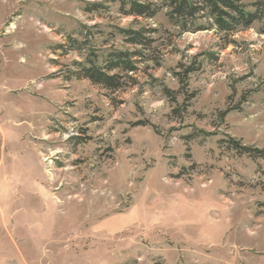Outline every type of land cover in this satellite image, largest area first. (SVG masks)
Masks as SVG:
<instances>
[{
    "label": "rangeland",
    "instance_id": "obj_1",
    "mask_svg": "<svg viewBox=\"0 0 264 264\" xmlns=\"http://www.w3.org/2000/svg\"><path fill=\"white\" fill-rule=\"evenodd\" d=\"M240 1L263 15L224 34L107 0H0V264H264V156L227 142L264 149V0ZM113 27L153 39L117 91L57 49H142Z\"/></svg>",
    "mask_w": 264,
    "mask_h": 264
},
{
    "label": "trees",
    "instance_id": "obj_2",
    "mask_svg": "<svg viewBox=\"0 0 264 264\" xmlns=\"http://www.w3.org/2000/svg\"><path fill=\"white\" fill-rule=\"evenodd\" d=\"M110 3L119 4V12L124 16L151 18L161 9L165 10L168 21L176 26L180 33L196 32L214 29L217 32L228 34L237 29H246L254 21L261 19L262 8L253 4V10L246 9V5L240 0H107ZM105 7L102 4H90L87 11ZM203 20L204 22H200ZM86 28L85 26H82ZM113 35L118 34L126 44L139 46L140 50H123L109 47L102 54H97L96 47L87 48L85 40H78L70 36L66 42L57 44L62 54L69 51L82 53V61H74V70L71 75L89 80L91 83L110 91H117L127 84L132 77L130 74L137 70L139 60L145 58L143 49L150 48L153 39L148 33L152 30L145 28L132 29L113 27ZM154 31V30H153ZM264 33V30L263 32ZM82 34V31L80 32ZM85 39H88L83 34ZM87 48V49H86ZM196 68H186L184 73L177 72L175 76L179 83L186 85L187 77ZM190 94L187 97H192ZM229 147L239 154H247L251 157H263L264 149H252L241 145L237 140L229 138Z\"/></svg>",
    "mask_w": 264,
    "mask_h": 264
}]
</instances>
